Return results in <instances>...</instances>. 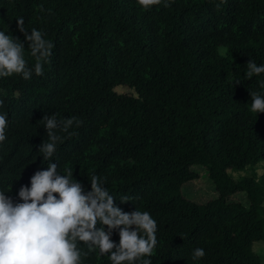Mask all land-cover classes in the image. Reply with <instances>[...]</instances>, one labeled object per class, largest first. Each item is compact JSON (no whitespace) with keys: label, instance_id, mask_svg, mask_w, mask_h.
Segmentation results:
<instances>
[{"label":"trees","instance_id":"16d2710c","mask_svg":"<svg viewBox=\"0 0 264 264\" xmlns=\"http://www.w3.org/2000/svg\"><path fill=\"white\" fill-rule=\"evenodd\" d=\"M167 2L0 0V31L24 43L28 67L35 58L19 19L53 44L42 76L0 78L8 120L0 191L22 202L20 188L47 168L44 115L77 117L83 123L71 135L57 130L52 162L85 194L97 175L122 211L150 213L152 264H262L253 246L264 241V185L256 173L237 180L229 170L264 162V113L250 111V92L264 96V73L246 78L250 59L264 65V0ZM198 168L216 192L205 202L186 194ZM111 239L119 244V229ZM196 248L205 256L193 260ZM81 261L111 264L98 250Z\"/></svg>","mask_w":264,"mask_h":264},{"label":"clouds","instance_id":"9594fccd","mask_svg":"<svg viewBox=\"0 0 264 264\" xmlns=\"http://www.w3.org/2000/svg\"><path fill=\"white\" fill-rule=\"evenodd\" d=\"M137 3L148 9L160 5L162 0H137ZM163 3L164 7H170L167 0ZM18 26L28 41L35 64L28 67L25 46L18 37L0 31V78L16 74L28 80L33 71L42 76L43 62L51 56L53 44L35 28L29 35L22 18ZM246 68L249 80L264 73V65L258 66L252 59ZM261 87L264 88V84ZM250 95V111L264 113V96L257 92H250ZM40 122L49 138L39 149L43 160L49 161L47 168L35 172L30 180L31 187L20 188L18 195L22 202L14 203L0 191V264H82V255L87 257L97 250L99 255H108L111 264H137L138 261L139 264H152L150 258H145L151 257L157 245V223L150 213L122 211L97 175L91 176V191L85 194L81 183L73 180V172L66 170V174L61 175L58 163L51 160L57 142L62 140L57 130L71 135L69 129L83 122L77 117L58 120L56 114H46ZM7 126L6 114H0V143L7 139ZM126 200L127 197L121 198L122 202ZM114 229H119L118 245L111 239ZM80 243L87 247V252H81ZM204 256L202 248L192 253L193 260Z\"/></svg>","mask_w":264,"mask_h":264},{"label":"rangeland","instance_id":"374dc122","mask_svg":"<svg viewBox=\"0 0 264 264\" xmlns=\"http://www.w3.org/2000/svg\"><path fill=\"white\" fill-rule=\"evenodd\" d=\"M222 54H224L225 50L221 49ZM116 91L119 93L124 92H133L129 88L125 86L117 87ZM200 172V178L197 181L191 182L188 185V188L186 189V194H190L192 198H197L202 202L208 201L211 198H214L216 196L215 188L213 183H211L207 177L206 172L198 168ZM229 173L235 178V179H241L246 175H252L253 173H256L258 176V180L263 183L264 185V162L256 165L248 167L245 171H235V170H229ZM235 201H242L245 204H247L246 199L244 195H237L233 198ZM254 251L260 256L262 264H264V241L256 242L253 246Z\"/></svg>","mask_w":264,"mask_h":264}]
</instances>
